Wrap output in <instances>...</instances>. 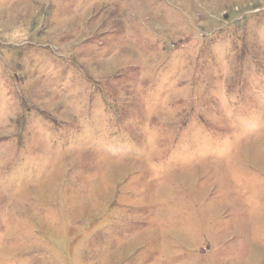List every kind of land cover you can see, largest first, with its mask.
Segmentation results:
<instances>
[{"label":"rangeland","instance_id":"374dc122","mask_svg":"<svg viewBox=\"0 0 264 264\" xmlns=\"http://www.w3.org/2000/svg\"><path fill=\"white\" fill-rule=\"evenodd\" d=\"M0 264H264V0H0Z\"/></svg>","mask_w":264,"mask_h":264}]
</instances>
